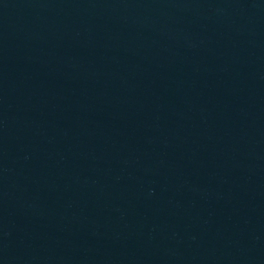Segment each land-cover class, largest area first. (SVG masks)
I'll list each match as a JSON object with an SVG mask.
<instances>
[{
    "label": "water",
    "instance_id": "water-1",
    "mask_svg": "<svg viewBox=\"0 0 264 264\" xmlns=\"http://www.w3.org/2000/svg\"><path fill=\"white\" fill-rule=\"evenodd\" d=\"M0 264H264V0H0Z\"/></svg>",
    "mask_w": 264,
    "mask_h": 264
}]
</instances>
